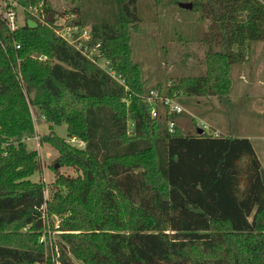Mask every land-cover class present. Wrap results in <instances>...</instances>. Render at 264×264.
I'll list each match as a JSON object with an SVG mask.
<instances>
[{
  "label": "trees",
  "instance_id": "trees-1",
  "mask_svg": "<svg viewBox=\"0 0 264 264\" xmlns=\"http://www.w3.org/2000/svg\"><path fill=\"white\" fill-rule=\"evenodd\" d=\"M15 1L38 7L47 23L26 11L12 32L0 21V264L44 263L39 236L51 215L62 218L63 264L71 256L83 264H264V181L250 139L174 123L169 131L182 113L165 107L152 117L147 99L150 91L154 101L228 97L234 65L250 42L264 40V0H190L198 20L209 21L202 55L186 53L198 65L153 88L133 59L141 0H110L117 12L94 13L91 22L79 5L70 10L79 18L71 13L67 24L79 32L90 24L85 43L97 45L116 78L52 30L49 0ZM27 18L38 26L29 28ZM30 106L83 142L41 136L58 153L54 170L77 171L58 174L50 198L29 179L40 169L26 145L34 135Z\"/></svg>",
  "mask_w": 264,
  "mask_h": 264
},
{
  "label": "rangeland",
  "instance_id": "rangeland-1",
  "mask_svg": "<svg viewBox=\"0 0 264 264\" xmlns=\"http://www.w3.org/2000/svg\"><path fill=\"white\" fill-rule=\"evenodd\" d=\"M188 1L190 0H141L137 5L141 24L139 32L133 33L132 37L133 59L140 65L148 88H153L159 82L165 87L170 82H164L169 75L180 74L184 71L183 68L191 70L198 65L197 60L189 53L202 55V31L209 21L198 20V13L191 9H186L187 11L178 9V2ZM49 2L58 23H68L72 15L78 19V14L70 11L77 5L89 16V22L92 21L94 13L101 14L106 10L116 13L118 10L116 3L110 0H49ZM1 7L0 1V12ZM17 11L18 22L23 24L24 11L20 7ZM184 39L187 42H183ZM187 45L189 49L186 48ZM187 52L189 53L186 54ZM244 52V60L236 63L231 72L234 83L231 94L222 101L215 97H182L181 100L173 98V102L182 109L178 112L182 115L177 116L173 123L193 133L194 126L200 127L199 124L203 121L209 125V128L205 129L209 134L248 136L261 168L264 169V40L250 42ZM98 60L103 63L102 58ZM147 99L157 112L154 117H158L159 111L165 107L168 113L178 114L172 112L170 106L165 105L160 98L154 101L148 96ZM30 111L34 135L26 139V145L28 149L37 151L40 169L29 179L43 184L44 195L50 198L52 190L58 188L54 185L57 175L74 177L77 171L64 166H58L54 170L51 163L58 153L49 144L41 142V136L53 131L73 146L83 147V142L79 138L67 135L65 123L51 124L44 116L37 115L31 106ZM61 219L60 215L47 217L40 231L39 242L45 252V261L42 264H63L60 259V249L64 245L60 235ZM68 264L83 263L71 256Z\"/></svg>",
  "mask_w": 264,
  "mask_h": 264
},
{
  "label": "built area",
  "instance_id": "built-area-1",
  "mask_svg": "<svg viewBox=\"0 0 264 264\" xmlns=\"http://www.w3.org/2000/svg\"><path fill=\"white\" fill-rule=\"evenodd\" d=\"M0 1L2 2V7H1L2 10L0 12V21H2L5 24L6 28L11 32L14 31L15 29H17V27L20 25V23L18 22V19H17V15H18L17 9L19 7L22 8L23 11H26L30 15L34 16L40 22H42L44 24L47 23L44 19V17H45L44 14L42 13V11L38 7H32L31 6V7H28L27 9H24L15 0H0ZM50 27L52 28V30L57 35H59L60 37L65 39L69 44L74 46L76 49H79L82 52V54H84L86 57H88L94 63H96L97 65H99L103 69H105L109 75L116 78L113 70L109 66V62L107 60H103V63H100V61L98 60L101 53H100L97 45L95 44V45H92L89 47L85 43V41L87 39H89V33H88L87 27H85L84 29H82L79 32L80 29L77 26L69 25L65 22L58 23L57 21H55L54 25H52V26L50 25ZM76 32H79V34L75 36L74 34ZM16 47H19V45H16ZM37 58L39 60H46L47 59V57L45 55H38ZM156 96H157V93L155 91H150V98L154 99ZM160 99L162 100V102L165 105L170 106V109L172 110V112L178 113L182 110L180 105L173 102V100H172L173 98L161 97ZM150 115L152 117L157 115V112H156L154 107H152V109L150 111ZM173 125H174L173 122L169 123V131L173 130ZM199 126L204 130L206 128H209V125H207L203 121L200 122ZM44 197H46V196L44 195ZM46 219H47V217L45 218L44 224L46 222ZM56 253L58 254L57 251H56Z\"/></svg>",
  "mask_w": 264,
  "mask_h": 264
},
{
  "label": "water",
  "instance_id": "water-1",
  "mask_svg": "<svg viewBox=\"0 0 264 264\" xmlns=\"http://www.w3.org/2000/svg\"><path fill=\"white\" fill-rule=\"evenodd\" d=\"M177 4H178V6L180 8H183V9H191V7H192V3L190 1H188V2H178ZM49 20H52V15L49 16ZM26 24H27V26L29 28H35V27L38 26V23L35 20L31 19V18H27L26 19ZM198 131L202 132V129L199 128ZM57 166L58 165L56 164L55 167H57ZM260 176H261V179L264 181V169H262V168L260 169Z\"/></svg>",
  "mask_w": 264,
  "mask_h": 264
},
{
  "label": "crops",
  "instance_id": "crops-1",
  "mask_svg": "<svg viewBox=\"0 0 264 264\" xmlns=\"http://www.w3.org/2000/svg\"><path fill=\"white\" fill-rule=\"evenodd\" d=\"M242 137H247V138H249L248 136H242Z\"/></svg>",
  "mask_w": 264,
  "mask_h": 264
}]
</instances>
